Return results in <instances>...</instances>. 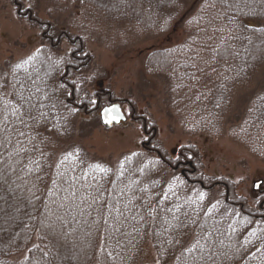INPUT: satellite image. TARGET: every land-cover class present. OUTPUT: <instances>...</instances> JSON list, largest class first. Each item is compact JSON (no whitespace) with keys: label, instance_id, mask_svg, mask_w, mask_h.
Instances as JSON below:
<instances>
[{"label":"trees","instance_id":"16d2710c","mask_svg":"<svg viewBox=\"0 0 264 264\" xmlns=\"http://www.w3.org/2000/svg\"><path fill=\"white\" fill-rule=\"evenodd\" d=\"M13 1L21 14L27 13L32 26L46 32L48 44L36 51L33 59L22 61L19 68L14 63L0 67V76L9 82L7 89L0 91V102L19 106L21 94L25 99L31 96V103L24 104L21 111L32 117L24 116L27 127L11 118L17 131L25 133L16 136L9 130L11 144L0 131V259L31 249L32 253H41L44 260H81L78 264L98 260L97 264H102L109 256L105 254L112 235L108 234V223L100 226L92 219L110 221L130 211L144 213L150 226L171 212L183 214L184 222L171 233L172 238L161 251L163 256L159 253L160 264H264V218L250 215L243 209L245 202L230 203L233 188L229 185V195L223 193L222 199L219 194L217 200H208L215 186L204 188L208 181L200 174L201 168L196 179L182 178L188 188L203 185V189L193 188L199 192L187 196L183 190L177 191L180 184L174 182L171 187L173 172L163 160H148L141 153L117 167H107L89 161L79 147H67L74 140L67 137L77 120L96 121L100 110L117 100L103 92L88 93L93 79L87 86L82 81L89 67L84 40H73L64 30L59 34L57 24L42 20L31 8L23 10L20 0ZM55 1L69 4V9L81 12V16L94 15L125 44L134 25L159 36L175 32V21L185 17L184 28L195 38L184 48L177 45L155 50L147 56L145 67L153 76L166 79L167 115L184 119L181 124L187 133L202 135L203 125L210 129L209 121L220 115L216 111H221L217 104L223 93L228 94L234 83L250 82L254 72L264 71V0H202L201 5L212 8L217 17L202 10L192 12L196 0ZM185 1L191 6L186 7ZM64 39L74 41V51H60ZM255 93L253 107L248 110L255 117L248 128V141L259 136L262 143H256L253 152L260 153L264 150V90ZM133 108L132 115L136 114ZM84 125L79 126L84 129ZM145 127L143 124L142 129ZM16 149H21L18 155ZM191 155L196 162L201 159L195 148ZM54 156L57 162L52 160ZM65 156L69 158L65 160ZM141 160L145 163L140 164ZM13 211L20 214V219L12 221L3 216ZM56 234L60 239L53 242ZM190 235L199 241L189 243ZM81 248L83 254L69 256L71 249L77 252Z\"/></svg>","mask_w":264,"mask_h":264},{"label":"rangeland","instance_id":"374dc122","mask_svg":"<svg viewBox=\"0 0 264 264\" xmlns=\"http://www.w3.org/2000/svg\"><path fill=\"white\" fill-rule=\"evenodd\" d=\"M20 1L24 6L23 10L31 8L42 20L49 24H57L59 34L64 30L69 33L71 39L84 40V50L87 55L85 62H88L89 67L84 71L82 81L87 86L90 79H93L87 87L88 93L93 95L95 92H103L122 102V110L128 117V122L110 129L103 127L99 114L98 120L93 122L88 119H79L72 126V131L67 137L74 139L67 144V147L77 146L89 161L94 163L99 161L107 167H117L126 158L141 153H145L148 160H163L166 164L176 160L172 164L176 166H169L173 172L169 181L171 183L173 180L171 187L175 184L174 182L180 184L181 187L177 191L183 190L187 196L196 190L193 188L203 186L188 188L187 182L182 179L181 169L177 171L179 160L190 161L193 163L195 173H198V168H201L200 174L207 178L208 182L205 183L204 188L209 189L208 187L215 186L214 191L209 193L208 200L215 201L220 195L219 199H222L223 193L229 195L230 189L226 187L229 185L233 188L230 203L237 205V203L245 202L247 206L243 209L256 219L263 218L260 216L263 200H260L259 193H264V185L261 192H255L254 184L259 181L264 184V150L261 149L260 153L255 152L258 155L253 152L257 147L256 143H262L259 136L248 141V130L252 127L251 123L255 121V117L252 118L248 110L253 107L252 97L256 95L255 92L260 93L264 90L263 70L254 72L250 82H244L242 85L234 83L228 90V94H226L227 91L224 92L222 101L217 104L221 111L216 112L220 115L214 117V120H208L210 129L203 125L205 132L202 135H194L183 129L181 123H185L184 119L167 115L166 79L157 75L153 76L145 67L147 56L155 50L173 49L177 45L184 48L191 38H195L190 37L184 28L185 17L175 21V32L170 31L159 36L151 30L144 31L138 26L135 28L134 25V29L128 33V41L125 44L124 40H118L114 33H110L107 26H103V22L94 15L90 16L87 13L81 16V12L74 13L75 11L72 8L69 9L70 5L65 2ZM197 1L199 0L192 5L194 8L192 12L197 13L202 10L208 15H217L216 12H212V8L203 7L202 0ZM184 4L186 7L190 5L186 1ZM19 9L13 0H0V67H8L13 63L20 65L22 61L33 59L37 54L36 51L42 47L45 49L48 44L46 32L32 26L27 20V13L21 14L22 11ZM106 30L109 32V37ZM61 43L60 51L64 54L74 51L77 47L74 41L67 39L62 40ZM55 61L59 66L60 62ZM112 101L108 104L111 105ZM132 107L136 112L135 117L132 116L133 112L130 109ZM173 112L176 113L175 110ZM80 122L86 124L84 129L79 126ZM143 124L146 125L145 130L142 129ZM248 147L251 148L248 149ZM194 148L200 154L199 162H196L194 155H191L193 159L190 156ZM138 157L142 158L143 155ZM52 160L57 162L55 156ZM144 161L141 160L140 164L145 163ZM148 166L149 164L146 165ZM175 176L178 177L177 181L174 179ZM196 177H199V173L190 179L194 180ZM216 179L219 181L215 182ZM16 212H7L3 216L16 221L20 219V214ZM171 213L158 220L155 219V226H150L148 223L150 220L140 212L135 214L128 211L126 215L112 217L110 221L107 218L94 217L92 222L97 221L96 224L100 226L108 223V234L112 235L109 240L111 244L105 254L109 256L106 257V261L102 260V264L128 262L129 264H160L159 253L163 256L161 251L167 240L172 238L171 233H175L174 231L184 222L183 214L176 216L174 212ZM116 220L122 223L121 227L115 222ZM82 232L86 235V229ZM58 239L60 236L56 234L53 242H58ZM198 239L190 235L188 240L191 243ZM73 251V249L70 250L72 254L69 256H80L84 253L83 248L78 249L77 252ZM55 259L44 260L41 253L38 251L32 253V250L28 249L22 250L18 255H10L8 259L1 258L0 264H78L81 261L76 260L74 263V260L70 259ZM97 263L98 260H94L93 264Z\"/></svg>","mask_w":264,"mask_h":264},{"label":"snow or ice","instance_id":"6c2138e0","mask_svg":"<svg viewBox=\"0 0 264 264\" xmlns=\"http://www.w3.org/2000/svg\"><path fill=\"white\" fill-rule=\"evenodd\" d=\"M214 6V5H213ZM39 51V50H37ZM17 68L21 67V65L17 64L16 65ZM0 80H2L3 82L0 83V91H5L7 89V87L9 86V82L6 78L0 76ZM13 89H15V85H12ZM38 91V89H37ZM13 94L15 95V91L13 92ZM19 104V106H17V104L12 103L11 101L9 102H0V125H3L2 128H0V131H2L3 133H5V141L8 144L12 143V139L11 136L7 135L9 130H11V132L16 135V136H24L25 133L23 131H17L16 125L13 123L12 121V117H15L16 120L19 121V123L21 125H24L25 127H27V121L24 119L25 115H28L30 118L31 114L28 112H22L21 108H23L24 104H30L31 103V96H29L27 99H25V97L21 94L19 97V101L17 102ZM113 111H118V109H114V108H109V109H105L106 113H112ZM119 123V118L113 116L111 119H107L105 120V123L107 124H111V123ZM17 143H20L19 140H17ZM2 146V145H0ZM21 151V149H16V154L18 155L19 152ZM11 153L9 154V158H11ZM71 155V154H69ZM69 158V156H65V160H67ZM61 163H63V161H61ZM38 166V165H37ZM101 171H105V169H101ZM201 199H203V196L201 195Z\"/></svg>","mask_w":264,"mask_h":264},{"label":"flooded vegetation","instance_id":"af4514ba","mask_svg":"<svg viewBox=\"0 0 264 264\" xmlns=\"http://www.w3.org/2000/svg\"><path fill=\"white\" fill-rule=\"evenodd\" d=\"M134 115V117H135V115L136 114H133ZM132 115V116H133ZM128 122V121H127ZM145 130V129H144ZM181 159V158H180ZM174 161H176V160H171V164H168L170 167L171 166H176V165H172L173 163H175ZM177 164H179L178 165V168H177V171H179L180 169H181V174L183 175V178L185 177L186 179H190L193 175H195V168H194V166H193V163L192 162H190V161H186V160H179L178 162H177ZM193 169V170H192ZM260 183V184H259ZM256 184H258L259 186L258 187H256ZM263 182L262 181H259V182H256L255 184H254V190H255V192L256 191H258V192H261V188L263 187ZM259 198H260V200H263L262 202H261V208H262V214L264 213V193H259ZM260 215L261 217H263L264 218V214L263 215Z\"/></svg>","mask_w":264,"mask_h":264},{"label":"water","instance_id":"95a60500","mask_svg":"<svg viewBox=\"0 0 264 264\" xmlns=\"http://www.w3.org/2000/svg\"><path fill=\"white\" fill-rule=\"evenodd\" d=\"M109 108H114V109H118V111H113L112 113H106L105 112V109H109ZM113 116L119 118V123H111V124H107L105 123V120L107 119H111ZM100 121L103 125V127L107 128V129H110L112 128L113 126H119L123 123H126L127 122V117L126 115L124 114L123 110H122V107L120 106V104H112L110 106H107V107H104L102 110H101V113H100ZM260 184V183H259ZM259 185L256 184V187H258Z\"/></svg>","mask_w":264,"mask_h":264}]
</instances>
